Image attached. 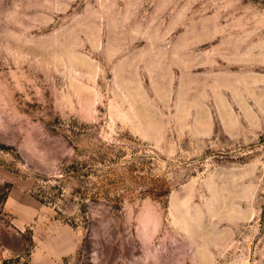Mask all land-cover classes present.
<instances>
[{
  "label": "rangeland",
  "instance_id": "1",
  "mask_svg": "<svg viewBox=\"0 0 264 264\" xmlns=\"http://www.w3.org/2000/svg\"><path fill=\"white\" fill-rule=\"evenodd\" d=\"M52 224L65 264H264V0H0V264Z\"/></svg>",
  "mask_w": 264,
  "mask_h": 264
},
{
  "label": "crops",
  "instance_id": "2",
  "mask_svg": "<svg viewBox=\"0 0 264 264\" xmlns=\"http://www.w3.org/2000/svg\"><path fill=\"white\" fill-rule=\"evenodd\" d=\"M49 228L52 232H55V234H52L53 238H56L55 243L42 239L34 247L30 263L18 264H65V258L71 257L76 253L77 245L74 242L66 241L60 234V232L65 230V227L52 224Z\"/></svg>",
  "mask_w": 264,
  "mask_h": 264
}]
</instances>
